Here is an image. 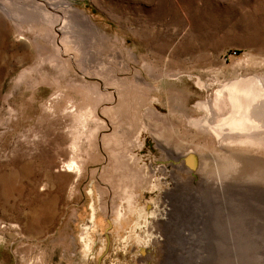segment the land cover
Returning <instances> with one entry per match:
<instances>
[{"label": "rangeland", "instance_id": "rangeland-1", "mask_svg": "<svg viewBox=\"0 0 264 264\" xmlns=\"http://www.w3.org/2000/svg\"><path fill=\"white\" fill-rule=\"evenodd\" d=\"M0 264H264V0H0Z\"/></svg>", "mask_w": 264, "mask_h": 264}, {"label": "water", "instance_id": "water-1", "mask_svg": "<svg viewBox=\"0 0 264 264\" xmlns=\"http://www.w3.org/2000/svg\"><path fill=\"white\" fill-rule=\"evenodd\" d=\"M184 160H185V163L186 165L193 169V170H196L199 166V162H200V159H199V156L196 154V153H189L187 154L185 157H184ZM109 224H110V228L112 227V222L109 221ZM106 237L108 238V246L105 250V252L99 257V263L102 262V258L107 254L108 252V249H109V244H110V236H109V232H108V229L106 230V233H105Z\"/></svg>", "mask_w": 264, "mask_h": 264}, {"label": "bare ground", "instance_id": "bare-ground-1", "mask_svg": "<svg viewBox=\"0 0 264 264\" xmlns=\"http://www.w3.org/2000/svg\"><path fill=\"white\" fill-rule=\"evenodd\" d=\"M240 83V82H239ZM233 85V84H232ZM246 86V85H245ZM231 87V86H230ZM237 88V87H236ZM238 89V88H237ZM234 92V91H233ZM236 96V95H235Z\"/></svg>", "mask_w": 264, "mask_h": 264}]
</instances>
